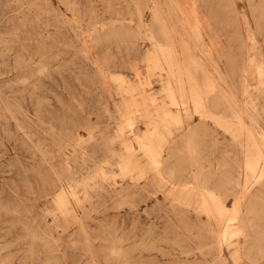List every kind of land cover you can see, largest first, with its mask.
<instances>
[{"label":"rangeland","instance_id":"rangeland-1","mask_svg":"<svg viewBox=\"0 0 264 264\" xmlns=\"http://www.w3.org/2000/svg\"><path fill=\"white\" fill-rule=\"evenodd\" d=\"M235 7L0 0V264H218L219 249L225 264H264V75L247 61V31L264 61V0ZM163 118L171 147L157 154ZM198 186L231 215L240 206L225 219L238 225L237 255L196 204Z\"/></svg>","mask_w":264,"mask_h":264},{"label":"bare ground","instance_id":"bare-ground-1","mask_svg":"<svg viewBox=\"0 0 264 264\" xmlns=\"http://www.w3.org/2000/svg\"><path fill=\"white\" fill-rule=\"evenodd\" d=\"M231 1V4L233 5V8H236L235 7V4H236V0H230ZM154 18L155 19H160L161 18V16H160V12L158 11V12H155L154 13ZM242 18V17H241ZM245 25H247V19L245 20ZM165 35H167V36H169V33H165ZM151 36H153V34H151ZM247 36L251 39V41H253V45H252V47H250V49L248 50V52H249V54H248V65L251 67V66H254V67H256L257 69H258V73H259V75H264V61H262L260 58V53H259V49L256 47V45H255V42H256V37H255V35L254 34H252V33H250L249 31H247ZM161 47L162 46H160L159 47V45H157V48L156 49H158V51L160 50V52L161 53H163L164 54V50L163 49H161ZM168 56H170V55H168ZM169 58V57H168ZM188 74H190V72L188 71ZM191 77V76H190ZM192 78V77H191ZM190 78V79H191ZM212 80V79H211ZM191 81H193V79L191 80ZM179 84V94H181V96H183L184 95V90H185V87H183V86H180L181 84H183V81L180 79L179 80V82H178ZM190 83V82H189ZM210 83V82H209ZM213 83V82H212ZM192 85H195V84H192ZM211 85V84H210ZM209 85V86H210ZM167 86H169L168 88H170L171 86L170 85H167ZM194 87V86H193ZM192 87V89L191 90H193V92H194V89L195 88H193ZM213 87V86H212ZM211 87V88H212ZM209 88V87H208ZM210 88V89H211ZM166 90H169V89H166ZM212 91H213V89H211ZM173 92V90L171 89V93ZM207 92V91H206ZM209 92V91H208ZM207 92V93H208ZM170 93V92H169ZM209 93H211V92H209ZM225 93V92H224ZM168 95H170V94H168ZM172 95V94H171ZM170 95V96H171ZM174 95V94H173ZM208 94H206V96H207ZM211 95V94H210ZM175 96V95H174ZM180 96V97H181ZM197 99H199V100H202V99H204V96H202L200 93H197ZM226 96V95H225ZM173 97V96H172ZM179 97V98H180ZM182 99H183V97H181ZM227 98V97H226ZM173 99H174V97H173ZM182 99H180V100H182ZM228 99V98H227ZM171 101H173V102H176L175 100H171ZM188 101V100H187ZM181 102V101H180ZM202 102V101H201ZM176 103H178V102H176ZM204 103V102H203ZM230 103V102H229ZM131 104V103H130ZM182 104V103H181ZM182 105H184V104H182ZM198 107H200V113L204 116V115H211V112H208L205 108H204V105L202 104V103H200V102H198V104H196ZM213 105H216V104H213ZM233 105V104H232ZM130 106H132V105H130ZM185 106V105H184ZM138 107V106H137ZM129 110V109H128ZM239 113H240V111L238 112V111H235L234 110V117H235V115H239ZM245 115V114H244ZM125 116H126V114H125ZM206 117V116H205ZM205 117H202V118H205ZM217 117V116H216ZM220 117H222V116H220ZM128 118H130V117H128ZM236 118V117H235ZM242 119V118H241ZM249 119V118H248ZM128 120V119H127ZM130 120V119H129ZM227 121L228 119H223V121ZM239 120H240V118H239ZM249 121H250V119H249ZM127 122V121H126ZM129 122V121H128ZM230 122V121H229ZM240 122V121H239ZM253 124V123H252ZM130 125V124H129ZM241 125V124H240ZM131 126V125H130ZM129 126V127H130ZM189 127V126H188ZM189 130V129H188ZM251 130V129H250ZM153 133H151V137H150V142H149V144H150V148H151V150L152 151H154V152H156L157 154H165V153H169V152H166V150L169 148V147H171V144H170V142H169V136L171 135V133H172V131H171V126H170V123H169V121L167 120V119H165V118H163L157 125H155V127L153 128ZM122 133V132H121ZM254 133V132H253ZM258 134V133H257ZM123 135V134H122ZM261 136V135H260ZM259 136V137H260ZM185 137H187V138H184V140L186 139V141H184L185 143V146L188 148V150L190 151V153H191V155H192V158L194 159V161H196L197 159H198V150H197V147H198V144L197 143H195V140H194V135H193V133H192V131H190L188 134H187V136L185 135ZM143 138H144V136H143ZM236 139V138H235ZM261 139V138H260ZM126 140V139H125ZM262 140V139H261ZM248 142H250V141H248ZM259 142V141H258ZM235 143V142H234ZM252 144V143H251ZM126 146V145H125ZM184 146V147H185ZM250 147V146H249ZM261 147V146H260ZM129 149V148H128ZM188 150H187V152H188ZM256 150V149H255ZM129 151V150H128ZM248 151H249V149H248ZM251 152V151H250ZM258 152V151H257ZM262 152H264V150H262ZM152 153V152H151ZM189 153V152H188ZM189 153V154H190ZM246 153H248V154H250V156H251V153H249V152H246ZM186 154V153H185ZM130 155V154H129ZM256 155H258V156H260V153H256ZM128 156V155H127ZM133 156V155H132ZM171 156V155H170ZM186 156V155H185ZM246 156H248V155H246ZM130 157V156H129ZM166 157V156H165ZM187 157V156H186ZM188 157H190L189 155H188ZM187 157V158H188ZM251 157H253V156H251ZM250 157V158H251ZM148 158V157H147ZM167 158H168V156H167ZM248 158V157H247ZM254 158V157H253ZM252 158V159H253ZM130 159V158H129ZM158 159V158H157ZM127 160H128V157H127ZM164 160V159H163ZM166 160H168V159H166ZM248 160H250L249 158L247 159V161ZM173 161H175V160H173ZM173 161H172V163H173ZM177 161V160H176ZM178 161L180 162V160L178 159ZM178 161H177V163H178ZM253 161V160H252ZM255 161V160H254ZM253 161V162H254ZM157 162H158V160H157ZM167 162V161H166ZM250 162H251V160H250ZM127 163H128V161H127ZM177 163H175L176 165H177ZM189 163V162H188ZM194 163V162H193ZM192 163V164H193ZM196 163V162H195ZM252 163V162H251ZM257 163V162H256ZM259 163V162H258ZM160 164V163H159ZM162 164V163H161ZM165 164V163H164ZM167 164V163H166ZM165 164V165H166ZM190 164V163H189ZM195 165V164H194ZM251 165V164H250ZM257 165V164H256ZM175 166V165H174ZM198 166H201V165H198ZM253 166V165H252ZM252 166H251V168H252ZM258 166V165H257ZM139 167V166H138ZM161 167H162V165H161ZM163 167H164V165H163ZM166 167V166H165ZM165 167H164V169H165ZM169 167V166H168ZM171 167V166H170ZM173 167V166H172ZM247 167V166H246ZM245 167V168H246ZM249 167V166H248ZM260 167V166H259ZM167 168V167H166ZM164 169H163V171H164ZM254 169H255V167H254ZM257 169V168H256ZM260 169V171L261 170H264V168H259ZM142 170V169H141ZM146 170V169H145ZM168 170V169H167ZM170 170V169H169ZM171 170H173V169H171ZM170 170V171H171ZM249 170H251V169H249ZM248 170V171H249ZM102 171V170H101ZM169 171V172H170ZM254 171H256V170H254ZM260 171H259V173H260ZM168 172V171H167ZM104 173V172H103ZM141 173H143V172H141ZM172 173V172H171ZM255 173V172H254ZM140 174V173H139ZM262 174H264V171H262ZM167 175V174H166ZM178 175V174H177ZM248 175H249V173H248ZM248 175H247V177H248ZM254 175V174H253ZM258 175L259 174H257V177H258ZM170 176V175H169ZM246 176V175H245ZM197 177H199V175H196V178ZM251 177V176H250ZM260 177H262V175L260 176ZM169 178H171V177H169ZM195 178V177H194ZM253 178V177H252ZM179 179V178H178ZM173 180V179H172ZM199 180V179H198ZM200 180L202 181L201 183H203V184H201V185H205V178H200ZM244 180V179H243ZM249 179H247L246 181H248ZM251 180V179H250ZM250 180H249V183H250ZM256 180V179H255ZM165 180H164V178L163 177H158V180H157V182L159 183V184H162L163 182H164ZM176 181V180H175ZM195 181V180H194ZM245 181V182H246ZM258 181V180H257ZM199 182V181H198ZM197 183V182H196ZM247 185H248V182L246 183ZM131 185V184H130ZM254 185V184H253ZM127 186H129V185H127ZM135 186V185H134ZM150 186V185H149ZM180 185H178L177 183H170V190L171 191H174V194H176V192H178L177 193V195H178V197L179 196H182L183 198H185V199H189L190 197H191V190L190 189H188V188H186V187H184V185H181L182 187H179ZM194 186V185H193ZM243 186H244V184H243ZM250 186V185H249ZM200 186H198V188H199ZM124 188H126V187H124ZM132 188V187H131ZM153 188V187H152ZM249 188V187H248ZM251 188V187H250ZM249 188V189H250ZM122 189V188H121ZM130 189V188H129ZM150 189V188H149ZM245 189V188H244ZM117 190V189H116ZM113 190H111V192H112ZM126 191H127V189H126ZM114 192H116V191H114ZM120 192V191H119ZM154 192V191H153ZM245 192H246V190H245ZM108 193H109V190H108ZM113 193V192H112ZM118 193V192H117ZM151 193V192H150ZM155 193V192H154ZM107 194V193H106ZM119 194V193H118ZM113 195H114V193H113ZM243 195V194H242ZM103 196V195H102ZM154 196V195H153ZM109 197V196H108ZM111 197V196H110ZM177 197V198H178ZM237 198H239V197H237ZM242 198H244V196L242 197ZM241 198V199H242ZM196 200H197V203H196V201H194V204L196 203L197 205H200V208H202V210L207 214V216L208 217H210V218H217L218 220H219V222H218V226L220 227V234H221V238H220V240L222 241V242H224V244L226 245V248L227 249H231V252H232V254L233 255H237V252H235V250H233V249H235V248H237V246H238V243L240 242L239 240H234V239H231V236L232 235H234V234H236V227L238 226V225H236L237 223H235V222H228V220H230L231 219V221H234V220H236L237 219V217H238V215H239V213H236L235 211L236 210H238V209H240V206L236 203L235 204V206H234V209H235V211H234V209H232L233 211H234V214L233 215H231L228 211H230V209H229V206H226L225 204H224V199H221V198H219V196L217 195V193L214 191V190H211V189H206L205 190V187H203L202 188V186H201V189L199 188V192H198V194H197V196H196ZM243 200V199H242ZM239 201H241V200H239ZM240 203V202H239ZM239 206V207H238ZM196 208H198V207H196ZM199 208V209H200ZM192 209V208H191ZM201 210V209H200ZM241 210V209H240ZM239 210V211H240ZM226 213H229V215H231L230 217L228 216V218H227V215H226ZM190 218V217H189ZM228 219L227 221L225 220V219ZM191 219V218H190ZM226 222H225V221ZM237 221V220H236ZM239 223H240V221H239ZM240 229V228H239ZM239 231H241V230H239ZM243 232V231H242ZM242 232H240V233H242ZM242 235V234H241ZM253 244H254V240H253ZM212 245V244H211ZM209 247V246H208ZM114 250H115V247L113 248ZM112 250V249H111ZM118 251V250H117ZM120 251V250H119ZM183 251V250H182ZM186 251V250H185ZM219 251H220V254L219 255H217L218 256V261H217V263L218 264H225L226 263V257H225V255L223 254V253H221V249H219ZM184 252V251H183ZM187 252V251H186ZM222 252H223V249H222ZM111 253H114V252H111ZM180 253V252H179ZM190 253H191V251H190ZM189 253V254H190ZM114 254H116V252L114 253ZM189 254H188V256H189ZM181 255H182V252H181ZM185 255V254H184ZM185 256H187V255H185ZM244 256V255H243ZM247 257V256H246ZM179 258V257H178ZM234 258H236V257H234ZM180 262H182V261H180ZM186 262V261H185Z\"/></svg>","mask_w":264,"mask_h":264}]
</instances>
